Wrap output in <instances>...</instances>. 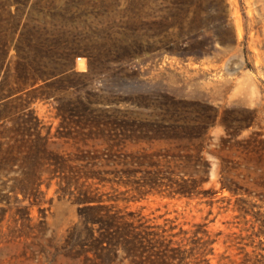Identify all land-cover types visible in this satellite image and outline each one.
<instances>
[{
	"label": "rangeland",
	"instance_id": "obj_1",
	"mask_svg": "<svg viewBox=\"0 0 264 264\" xmlns=\"http://www.w3.org/2000/svg\"><path fill=\"white\" fill-rule=\"evenodd\" d=\"M1 49L6 124L32 118L72 182L175 225L189 264H264V0H0ZM21 172L0 170V264H134L63 170L36 201L11 189Z\"/></svg>",
	"mask_w": 264,
	"mask_h": 264
},
{
	"label": "trees",
	"instance_id": "obj_2",
	"mask_svg": "<svg viewBox=\"0 0 264 264\" xmlns=\"http://www.w3.org/2000/svg\"><path fill=\"white\" fill-rule=\"evenodd\" d=\"M35 51H39V48ZM5 52L0 50V65L4 61ZM37 57V54L27 58L22 57V60L20 59L22 62L18 65V73H22L23 77L32 73L34 63L38 62ZM10 105L11 101H2L0 97V128L15 131L12 141L0 140V170L13 168L14 164L18 163L22 171V175L16 177L11 185L12 190L21 192L24 198L32 196L36 201L38 194L42 193V171L54 173L61 169L64 172L60 176L61 180L67 186L74 183L77 187L79 195L76 202L82 203L79 212L83 222L90 230H93L92 226L95 224L101 229V237H96L97 239L107 241L113 248L121 246L134 264H189L186 259L188 257L186 249L173 238L175 233H166L175 225H170L169 229L161 227V230H157L140 213L102 203L100 198L90 194L89 187L84 182H79L78 176L77 182H72L74 176L68 172L72 168L71 165L64 156L46 148V135L36 128V122L32 118L14 117L10 125L6 124L9 121L6 117ZM34 129L35 132H32ZM17 133L20 137L16 135ZM81 177L87 180L92 176L85 172ZM192 187L194 186L184 181L178 192L187 195L193 191ZM204 260L205 264H210L207 259Z\"/></svg>",
	"mask_w": 264,
	"mask_h": 264
}]
</instances>
